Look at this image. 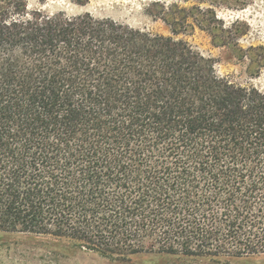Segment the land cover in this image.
<instances>
[{"label":"trees","instance_id":"16d2710c","mask_svg":"<svg viewBox=\"0 0 264 264\" xmlns=\"http://www.w3.org/2000/svg\"><path fill=\"white\" fill-rule=\"evenodd\" d=\"M253 1H154L164 36L0 0V231L123 264H264V90L179 38L260 70L250 27L217 13Z\"/></svg>","mask_w":264,"mask_h":264},{"label":"rangeland","instance_id":"374dc122","mask_svg":"<svg viewBox=\"0 0 264 264\" xmlns=\"http://www.w3.org/2000/svg\"><path fill=\"white\" fill-rule=\"evenodd\" d=\"M154 1L167 4L179 3L181 7H189L192 2L181 0H88L86 6L79 7L71 0H28L29 8H40L48 13L65 11L69 14L90 12L98 18H110L132 28L146 29L153 33L169 36V30L161 21L152 20L146 9ZM218 17L227 24L235 20L245 22L249 33L242 37L239 46L247 49L250 46L264 47V0H254L245 9L217 8ZM196 50L217 60L216 70L220 75L229 77L233 82L247 86L254 85L264 90V67L248 66V61L239 60L237 54L214 47L209 36L196 29L192 35H182ZM0 264H123L92 253L73 252L64 243L50 239H36L28 235L6 233L0 231ZM127 264H222L208 260H173L148 257L132 258ZM229 264H260L235 263Z\"/></svg>","mask_w":264,"mask_h":264}]
</instances>
